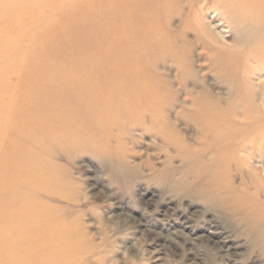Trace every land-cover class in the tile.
I'll return each mask as SVG.
<instances>
[{
    "label": "bare ground",
    "instance_id": "obj_1",
    "mask_svg": "<svg viewBox=\"0 0 264 264\" xmlns=\"http://www.w3.org/2000/svg\"><path fill=\"white\" fill-rule=\"evenodd\" d=\"M3 1L0 264H69L80 242L75 219L66 212L69 191L57 176L56 157L74 145L137 175L138 164L128 160L131 149L116 147L122 134L136 131L162 139L165 148L180 143L179 170L167 158L164 172L149 168L152 178L202 200L264 251V81L258 77L264 68L255 62L264 60V0L189 5L196 43L224 58L232 74L224 81L233 102L223 107L196 97L173 115L168 106L175 98L156 80L154 55L162 52L183 69L189 64L174 44L178 35L169 41L166 29L178 0H68L67 7L58 0ZM83 26L87 38L67 35ZM232 26L242 36L236 51L224 40ZM96 32L113 35L106 40ZM248 56L254 60L250 67L236 63ZM181 119L193 129L191 140L177 127ZM56 146L64 151L56 154Z\"/></svg>",
    "mask_w": 264,
    "mask_h": 264
},
{
    "label": "rangeland",
    "instance_id": "obj_2",
    "mask_svg": "<svg viewBox=\"0 0 264 264\" xmlns=\"http://www.w3.org/2000/svg\"><path fill=\"white\" fill-rule=\"evenodd\" d=\"M190 2L178 0L171 10L169 23H166L171 34L169 41L173 35H178L174 44L179 47L180 54L186 56L188 66L185 69L179 67L177 61L162 52L159 56L154 55L156 80L163 86L164 93L175 98L168 106L172 115L182 105L190 108L196 97H210L223 107L225 102L227 107L233 102H228L232 96L224 78L230 79L232 74L223 64L224 58L217 59L214 52L203 49L202 43L197 44L194 37L195 16L188 13L189 5L194 3L198 8L202 2ZM60 3L66 7L72 5L68 0H58L57 4ZM3 4L6 3L0 0V12ZM121 11H115L114 16L120 15ZM190 17L194 18L190 20ZM70 30L67 31L68 36L80 35V40L88 37L86 31L89 30L85 26L78 32L69 33ZM101 34L96 32L95 36L105 38L103 35H107L105 32ZM111 34L106 36H109L106 40ZM241 39L240 30L234 26L224 36L226 46L235 51ZM92 49V46H85L83 50L90 52ZM251 59L254 61L250 56L240 58L236 63L248 68ZM255 62L264 68V60ZM93 68L91 64L90 70ZM258 77L264 81V74ZM104 79H99L97 84ZM109 89L108 92L114 91ZM261 90L264 91V84ZM182 122L183 119L178 121L177 127L184 137L191 140L193 129ZM123 135L118 144L121 147L117 145V150L131 149L133 160H128L138 164L137 175L124 172L109 157L92 155L74 145L66 148L67 154L56 157L55 162L60 169L57 176L62 175L66 180L63 185L69 191L66 212L75 219L76 240L80 242L77 252L73 251L75 255L67 258L69 264H264V251L256 247L248 236H240L239 229L228 218L208 211L202 200L186 196L173 187L171 181L159 182L150 176L151 167L164 172L167 158H171V166L179 170L181 159L176 155L179 142L167 144L165 148L162 139L140 135L139 131L128 134L126 138ZM64 148L56 146L52 151L58 154Z\"/></svg>",
    "mask_w": 264,
    "mask_h": 264
}]
</instances>
